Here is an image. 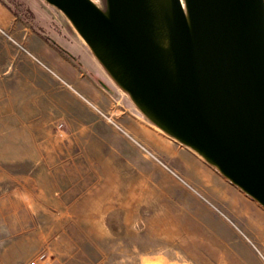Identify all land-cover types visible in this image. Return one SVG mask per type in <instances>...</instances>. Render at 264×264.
I'll list each match as a JSON object with an SVG mask.
<instances>
[{"label": "rangeland", "instance_id": "374dc122", "mask_svg": "<svg viewBox=\"0 0 264 264\" xmlns=\"http://www.w3.org/2000/svg\"><path fill=\"white\" fill-rule=\"evenodd\" d=\"M37 14L84 42L44 0H0V264H264V209L152 124L98 61L104 104L63 84L35 41L47 33Z\"/></svg>", "mask_w": 264, "mask_h": 264}, {"label": "water", "instance_id": "95a60500", "mask_svg": "<svg viewBox=\"0 0 264 264\" xmlns=\"http://www.w3.org/2000/svg\"><path fill=\"white\" fill-rule=\"evenodd\" d=\"M137 109L264 209V0H44Z\"/></svg>", "mask_w": 264, "mask_h": 264}, {"label": "crops", "instance_id": "0c3cea01", "mask_svg": "<svg viewBox=\"0 0 264 264\" xmlns=\"http://www.w3.org/2000/svg\"><path fill=\"white\" fill-rule=\"evenodd\" d=\"M37 20L41 27L46 29L47 33L41 34L42 39L40 37H36L35 41H41V45L45 46L50 53L54 54L53 61L49 60V57L40 53V48H33L32 53L34 55H38L41 58H44L46 61L49 60L48 67L53 70L54 74L60 79V81L69 85L70 87H77L83 91H86L91 96V101L97 104H104V100L108 98L107 91L109 88L107 84L105 85V80L103 78V73L98 65V62L94 55L91 53L89 48L85 45V43H79V41L71 43L62 38V35L54 34L51 29L47 28L43 25V17L40 14L36 15ZM1 22V20H0ZM57 36V37H56ZM40 45V46H41ZM61 47L64 51L57 48V46ZM84 55L90 63L91 66V84H87L86 80L87 75L84 70L81 69L77 55ZM95 78H98L101 82L97 85ZM104 82V83H103ZM131 131L136 134L137 138L144 139L142 129H139L130 126Z\"/></svg>", "mask_w": 264, "mask_h": 264}, {"label": "built area", "instance_id": "2783aa9c", "mask_svg": "<svg viewBox=\"0 0 264 264\" xmlns=\"http://www.w3.org/2000/svg\"><path fill=\"white\" fill-rule=\"evenodd\" d=\"M29 264H37V261H33V262L29 263Z\"/></svg>", "mask_w": 264, "mask_h": 264}, {"label": "trees", "instance_id": "16d2710c", "mask_svg": "<svg viewBox=\"0 0 264 264\" xmlns=\"http://www.w3.org/2000/svg\"><path fill=\"white\" fill-rule=\"evenodd\" d=\"M56 46H57V45H56ZM57 48L63 51V49H62V48H60L59 46H57Z\"/></svg>", "mask_w": 264, "mask_h": 264}, {"label": "bare ground", "instance_id": "6f19581e", "mask_svg": "<svg viewBox=\"0 0 264 264\" xmlns=\"http://www.w3.org/2000/svg\"><path fill=\"white\" fill-rule=\"evenodd\" d=\"M83 40V39H82ZM86 44V43H85Z\"/></svg>", "mask_w": 264, "mask_h": 264}]
</instances>
